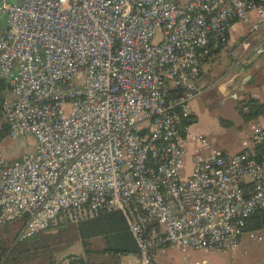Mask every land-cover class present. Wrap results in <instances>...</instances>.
<instances>
[{
    "label": "built area",
    "instance_id": "1",
    "mask_svg": "<svg viewBox=\"0 0 264 264\" xmlns=\"http://www.w3.org/2000/svg\"><path fill=\"white\" fill-rule=\"evenodd\" d=\"M0 12L9 138L36 140L11 162L0 150V227L22 222L23 240L120 212L138 264L264 241L247 229L264 212V125L231 155L185 125L237 24L260 33L242 50L264 55V0H0Z\"/></svg>",
    "mask_w": 264,
    "mask_h": 264
},
{
    "label": "trees",
    "instance_id": "2",
    "mask_svg": "<svg viewBox=\"0 0 264 264\" xmlns=\"http://www.w3.org/2000/svg\"><path fill=\"white\" fill-rule=\"evenodd\" d=\"M8 85L0 81V144L9 138V127L2 111ZM249 119L264 117V103H248ZM194 123L190 116L185 125ZM259 155H264V146L255 148ZM23 229V223L17 222ZM11 224L0 227V264H120L122 257L137 256L138 250L128 232L123 215L120 212L103 214L93 220L78 225H66L54 231L43 232L31 238L19 239L16 233L11 241L1 240L2 232ZM264 228V212L255 213L247 221V229L256 231ZM79 244L81 255H71L61 261L58 254Z\"/></svg>",
    "mask_w": 264,
    "mask_h": 264
},
{
    "label": "rangeland",
    "instance_id": "3",
    "mask_svg": "<svg viewBox=\"0 0 264 264\" xmlns=\"http://www.w3.org/2000/svg\"><path fill=\"white\" fill-rule=\"evenodd\" d=\"M11 1V0H7ZM6 29L5 17L0 12V33ZM242 37H245L244 35ZM249 37H245L242 40H246ZM241 39V38H240ZM239 45L230 47L229 50L223 51L220 54V62L217 61L215 68L209 69L210 65L205 68L204 76L202 80L205 83H210L217 78L218 84H222L223 80L221 77L226 75L230 77L235 74L237 64L246 56L249 57L245 51ZM231 46V45H230ZM228 47V46H227ZM247 54V55H246ZM213 56V55H212ZM212 57L208 61L211 60ZM219 59V58H218ZM207 61V62H208ZM252 61H249L251 63ZM246 64V63H245ZM244 66V65H243ZM249 65L245 66L246 73L249 71ZM223 72V73H222ZM245 73V74H246ZM221 80H220V79ZM224 78V77H223ZM240 82L233 84L232 88H228L230 95L234 92L235 87H238ZM197 104V119L196 125L194 124L191 128L193 132L200 131L201 134L205 135L206 138L214 143H225L228 140H234L240 131L244 129L247 123V117L243 112V108L240 107L242 104L241 100L237 101L233 98H226L220 91H218L216 84H211L209 88L204 91L199 97ZM235 105L238 109H235ZM208 133H205V132ZM36 147V140L32 136H20L15 139L8 138L5 144H0V150L8 161H14L19 159L23 155H31ZM0 230H3L2 228ZM21 230V226L18 224H11L4 233L2 232L1 240L8 243L11 241L13 236ZM50 233V232H47ZM40 234V233H39ZM82 254V249L79 244L73 246L65 252V254H58L56 256L57 261H61L65 255ZM185 255L175 252L171 254V258L175 263L183 264V257ZM188 262L186 264H202L205 260L206 264H234L240 262L242 264H264V241L263 242H252L248 234L242 236L240 241V247L231 252H219L215 250H198L191 251L188 255ZM120 264H136L133 258L128 256L122 257Z\"/></svg>",
    "mask_w": 264,
    "mask_h": 264
},
{
    "label": "crops",
    "instance_id": "4",
    "mask_svg": "<svg viewBox=\"0 0 264 264\" xmlns=\"http://www.w3.org/2000/svg\"><path fill=\"white\" fill-rule=\"evenodd\" d=\"M253 19L255 20V18H253ZM4 32H5V29L2 33H0V35H2ZM243 35L245 37L252 38L254 40V42L258 41L260 38L259 37L260 33H255V34L249 33V27L247 25H245L243 23L237 24L236 31L229 38L228 47L225 50L218 49L214 52L211 60L208 61L204 65L201 77L199 78V80L197 82V88L200 91V96L204 91H206L209 88V86L211 84H214V85L216 84L218 91H220L223 95H225L226 98H233L236 101L238 99H240L242 102L240 107L243 108V112L245 113V116L247 117V123L244 126V129L240 131L239 135L236 138H234L233 141L228 140V141H225V143L222 142L219 144H214L211 142V144L214 148H217L220 151H222L223 153H226L228 155L235 154V153L241 152L243 150L242 141L249 135L250 125L253 122H257V123L264 125V117L249 119V117L247 116L248 103H250V102H257L260 104L264 103V55H261V56L250 55L249 57L245 56L240 61V63L237 64L238 65L236 68L237 72H235L234 75L230 76L229 78L226 77V75H223L224 78L221 77V79H225V80H223L222 84H218L219 80L217 81V78L222 74H219L215 78V80L211 81L210 83H205L202 80V78L204 76V70L206 67H208V65H210V67H209V69H207V71L210 70L211 68L217 67L216 63H217V61L220 62V54L223 51H227L230 49V47L233 48V47L237 46V44L239 45L238 41L240 43L243 42L242 38L243 39L245 38V37H242ZM240 47H241V45H240ZM249 61H252V62L249 63ZM246 65H249L248 67H252V68H249V71L247 73L245 70ZM238 81L240 82V84L238 85V87H235V89L233 91L234 93L232 95H230L228 88H232L233 84L238 82ZM199 97L196 98L195 100H193L192 102H190V104H189L190 115L194 118V123L189 125V131L192 134L203 135V134H201L200 131H197V133H196V132H193L191 129L194 124L196 125V119H197V114H196L197 113V104H196V102L198 101ZM235 109H238V106L235 105ZM205 133H208V132H205ZM203 136H205V135H203ZM191 251H193V250L184 252V251H181L180 249L170 248L165 253L158 256V263L159 264H178V263H175L173 261V259L171 258V254L175 253V252H179V253L185 255L183 257V262H184L183 264H186L189 260V258H188L189 252H191ZM79 255H81V254H79ZM128 257L133 258L134 262H136V264H138L137 260L134 256H128ZM235 263L242 264L240 262H235ZM202 264H206V261L203 260Z\"/></svg>",
    "mask_w": 264,
    "mask_h": 264
},
{
    "label": "water",
    "instance_id": "5",
    "mask_svg": "<svg viewBox=\"0 0 264 264\" xmlns=\"http://www.w3.org/2000/svg\"><path fill=\"white\" fill-rule=\"evenodd\" d=\"M71 255H72V254H71ZM71 255H70V254H68V255H65V256H64V258H66V257H68V256H71Z\"/></svg>",
    "mask_w": 264,
    "mask_h": 264
}]
</instances>
